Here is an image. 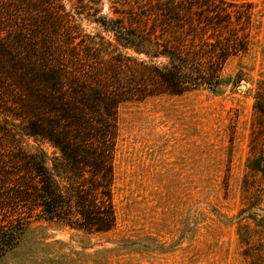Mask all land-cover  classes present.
Segmentation results:
<instances>
[{
    "label": "trees",
    "instance_id": "trees-1",
    "mask_svg": "<svg viewBox=\"0 0 264 264\" xmlns=\"http://www.w3.org/2000/svg\"><path fill=\"white\" fill-rule=\"evenodd\" d=\"M231 25L223 0H0V132L38 145L15 149L35 178L16 184L15 202L90 234L115 229L120 106L218 92L229 57L249 45L236 25L222 35ZM24 231L0 227V258Z\"/></svg>",
    "mask_w": 264,
    "mask_h": 264
},
{
    "label": "rangeland",
    "instance_id": "rangeland-1",
    "mask_svg": "<svg viewBox=\"0 0 264 264\" xmlns=\"http://www.w3.org/2000/svg\"><path fill=\"white\" fill-rule=\"evenodd\" d=\"M223 1L249 45L229 57L218 92L119 108L112 231L90 234L16 203V184L35 178L15 149L38 145L0 132V227L25 230L0 264H264V0Z\"/></svg>",
    "mask_w": 264,
    "mask_h": 264
}]
</instances>
